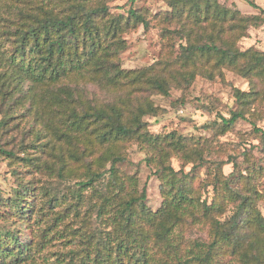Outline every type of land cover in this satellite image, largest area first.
<instances>
[{"label":"trees","instance_id":"obj_1","mask_svg":"<svg viewBox=\"0 0 264 264\" xmlns=\"http://www.w3.org/2000/svg\"><path fill=\"white\" fill-rule=\"evenodd\" d=\"M111 1L0 0V139L11 144L0 153L17 184L2 198L0 264H264V159L241 168L238 156L216 158L196 185L205 151L220 144L154 133L146 120L160 113L151 94L185 92L197 74L214 79L224 67L250 90L234 88L240 107L208 126L215 137L263 105L264 51L238 46L260 16L216 0H164L170 10L160 13L116 12ZM139 26L159 28L178 53L123 68L125 35ZM131 145L160 182L156 210L139 170L124 169ZM32 170L55 186L38 188Z\"/></svg>","mask_w":264,"mask_h":264},{"label":"rangeland","instance_id":"obj_2","mask_svg":"<svg viewBox=\"0 0 264 264\" xmlns=\"http://www.w3.org/2000/svg\"><path fill=\"white\" fill-rule=\"evenodd\" d=\"M220 5L228 8L239 10L242 14L250 16H260L259 25L248 28V36L238 41V46L242 50L249 47L264 51V0H216ZM250 2H255L260 8L253 7ZM113 10L116 12H125L133 5L137 8H148L152 13H160L170 10L164 0H112L110 2ZM128 46L121 54V64L125 69H140L146 66L157 64L161 58L178 53V46L173 49L169 43H164L160 39L159 28H151L145 30L143 26H139L136 30L125 35ZM176 65L174 66V68ZM249 91L250 83L232 69L224 67L221 74L214 79H209L201 74H197L189 88L183 92L182 89L172 87L169 96L154 93L149 98L159 106L160 113L156 116H147L149 130L154 133L177 131L187 137H202L214 141L215 147H211L205 151L206 162L204 167L199 170L198 179H195L196 185L198 181H204L208 178V168L213 167V160L216 158L226 159L231 154L238 156L241 168H244L246 158H251L256 162L264 159V104L255 106V110L251 111V115L247 114L245 119L237 120L227 132L219 137H215L216 129H210L215 121L221 122V116L229 118L231 112L237 110L240 105L234 96V88ZM96 95L102 100L109 101L114 98L113 94L101 92L98 88H93ZM259 101V99H256ZM208 108V109H207ZM250 114V113H249ZM256 124V125H255ZM259 128L262 131H256ZM10 143H6V138L0 139V147L9 148ZM221 146V150L219 147ZM18 155L24 154L15 148ZM130 162L125 163L124 169L127 172L139 170L140 185L147 184L148 200L147 204L153 210H156L162 202L160 195L159 180L153 173V169L146 165L145 154L138 150L136 145H131L128 149ZM247 155V157L245 156ZM172 163L176 169L181 166V160L173 158ZM191 165L185 167V171L189 170ZM9 158L0 153V210H6L5 206H1L2 198L15 195L17 184L11 173ZM28 170L27 168L23 171ZM224 173L228 174L233 170L232 163H227L223 167ZM27 178L38 184L44 183L54 185L55 182L50 180L45 174H38L34 170L32 173H26ZM195 185V186H196ZM63 187V185H61ZM209 189V188H208ZM210 190V189H209ZM211 196L208 190H203V197ZM259 209L264 213V203L260 202ZM3 224V222H1ZM29 230V229H27ZM25 230L24 233H28ZM205 236L204 231H200ZM196 234L193 233L192 236ZM26 234L25 238H28Z\"/></svg>","mask_w":264,"mask_h":264}]
</instances>
